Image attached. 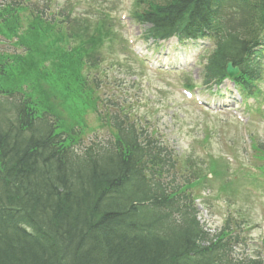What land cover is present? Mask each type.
<instances>
[{
    "label": "trees",
    "instance_id": "16d2710c",
    "mask_svg": "<svg viewBox=\"0 0 264 264\" xmlns=\"http://www.w3.org/2000/svg\"><path fill=\"white\" fill-rule=\"evenodd\" d=\"M139 2L147 9L135 18L152 26L144 40L190 26L212 31L220 45L207 81L220 79L229 59L240 67L236 84L259 93L254 49L264 40V0ZM14 3L0 4V36L17 38L26 53L0 52V264H264V239L262 256L234 259L240 235L232 237L228 224L214 234L200 225L188 201L197 181L169 191L146 180L155 166L166 167L164 158L122 109L105 117L110 144L83 145L85 113L97 110L99 97L82 70L117 38L105 17L89 24L66 16L57 25L45 16L48 0L42 10ZM57 88L68 96L56 98ZM254 148L264 160V147Z\"/></svg>",
    "mask_w": 264,
    "mask_h": 264
},
{
    "label": "rangeland",
    "instance_id": "374dc122",
    "mask_svg": "<svg viewBox=\"0 0 264 264\" xmlns=\"http://www.w3.org/2000/svg\"><path fill=\"white\" fill-rule=\"evenodd\" d=\"M129 1L126 0L123 3L127 4ZM120 4L119 0H82L76 13L86 8L89 10L90 6H99L112 19L116 29L117 39L112 45L113 51L120 55V52L125 49L123 39H126V34L127 37L132 36L135 40L134 47L150 61L148 63H155L156 69L152 71L147 68L148 64L128 58L122 60L123 68L120 66L121 69L114 76L110 74L109 81L103 82L110 85V90L121 83L116 92L133 104L131 111L135 120L146 118L151 121L152 128L157 131V139L163 141L167 149L175 152L181 161L189 160L207 165L211 159L222 161V157L226 158L231 150L237 159V164L234 166L227 164L225 177L218 179L210 176L209 180L194 191L200 198L197 203L199 204L202 200L204 204V206L199 205V219L213 232L218 231L226 221L230 224L240 221L242 216L250 228L247 232H243V242L233 248V256L237 258L253 255L259 250L260 240L264 236V185L263 188L252 192L247 188L250 186L249 182L245 181L239 188V194L234 197H231L228 191H221L222 182L231 177L239 164L246 167L259 164L257 160L254 162L247 160L250 150L248 151L245 147L246 151H244L245 143L242 137L246 138V135L242 136L243 124H236L233 120L235 118L229 112H224L234 106L238 108V111L246 118L247 137L260 143H264V113L248 115L240 105V100L230 84L223 85L218 90L213 89L212 93H215L213 96L203 93L206 103L203 112L198 110L195 103L184 100L178 88L187 76L185 73H190L194 80L197 78V82L201 81L202 71L198 64L197 67L194 65L199 51L190 45L175 47V42L164 45L159 50H155L150 43L143 44L140 40L141 29L135 23L128 20L122 24L119 22V18L122 19L121 15L122 17L126 15L125 11L121 10ZM121 58L124 57L121 56ZM163 65L180 67L185 73H159L158 66ZM128 72L135 75L132 78L119 75ZM121 79H125L124 82H121ZM133 80L137 82V86L130 89L128 83ZM86 122L95 132L88 133V137L84 140L85 145L93 141L107 143L110 140L109 133L106 129L99 128V123L93 114H87ZM152 128H148L146 132ZM206 135L208 139L204 142ZM204 147H207L206 152L203 151ZM207 172L208 170H205V173ZM236 191L238 192V189H234L235 193Z\"/></svg>",
    "mask_w": 264,
    "mask_h": 264
},
{
    "label": "water",
    "instance_id": "95a60500",
    "mask_svg": "<svg viewBox=\"0 0 264 264\" xmlns=\"http://www.w3.org/2000/svg\"><path fill=\"white\" fill-rule=\"evenodd\" d=\"M227 73L230 74V76H234L238 73L237 68H232L231 65L227 66Z\"/></svg>",
    "mask_w": 264,
    "mask_h": 264
}]
</instances>
